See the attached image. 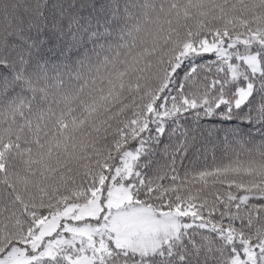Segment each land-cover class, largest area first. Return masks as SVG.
Returning a JSON list of instances; mask_svg holds the SVG:
<instances>
[{
  "label": "snow or ice",
  "instance_id": "1",
  "mask_svg": "<svg viewBox=\"0 0 264 264\" xmlns=\"http://www.w3.org/2000/svg\"><path fill=\"white\" fill-rule=\"evenodd\" d=\"M242 9L0 0V264H264V0Z\"/></svg>",
  "mask_w": 264,
  "mask_h": 264
},
{
  "label": "trees",
  "instance_id": "2",
  "mask_svg": "<svg viewBox=\"0 0 264 264\" xmlns=\"http://www.w3.org/2000/svg\"><path fill=\"white\" fill-rule=\"evenodd\" d=\"M233 9H241L243 6L242 12L244 19L241 20L239 18H236L235 12H230V15L235 19V23L232 24V27L240 28L246 20H248L251 17L252 12L255 10L256 6L260 2V0H231ZM206 20L209 24H222L223 21L219 18V15L215 12L210 13ZM189 24L195 26L197 24L196 19H190L188 21ZM151 25H149V28ZM145 36H147V32L144 33ZM163 42L161 44V47L163 48Z\"/></svg>",
  "mask_w": 264,
  "mask_h": 264
}]
</instances>
